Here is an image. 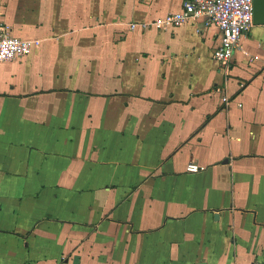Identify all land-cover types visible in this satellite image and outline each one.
<instances>
[{
    "label": "crops",
    "instance_id": "1",
    "mask_svg": "<svg viewBox=\"0 0 264 264\" xmlns=\"http://www.w3.org/2000/svg\"><path fill=\"white\" fill-rule=\"evenodd\" d=\"M183 2L0 0L34 42L0 62V264H264V25L226 79L216 26H140Z\"/></svg>",
    "mask_w": 264,
    "mask_h": 264
},
{
    "label": "built area",
    "instance_id": "2",
    "mask_svg": "<svg viewBox=\"0 0 264 264\" xmlns=\"http://www.w3.org/2000/svg\"><path fill=\"white\" fill-rule=\"evenodd\" d=\"M255 0H184L181 10L169 13L150 23H143V29L155 26L158 29L178 28L192 21L202 20L205 27L216 26L219 29V43L213 48V59L218 72L224 78L231 74L233 56L240 38L248 34L254 26ZM137 24H132L134 29ZM34 42L12 35L4 23L0 22V62H10L30 54ZM225 104L230 99L223 98ZM189 171H198V166L190 164ZM251 264H262L253 262Z\"/></svg>",
    "mask_w": 264,
    "mask_h": 264
},
{
    "label": "water",
    "instance_id": "3",
    "mask_svg": "<svg viewBox=\"0 0 264 264\" xmlns=\"http://www.w3.org/2000/svg\"><path fill=\"white\" fill-rule=\"evenodd\" d=\"M254 25H264V0L254 1Z\"/></svg>",
    "mask_w": 264,
    "mask_h": 264
}]
</instances>
